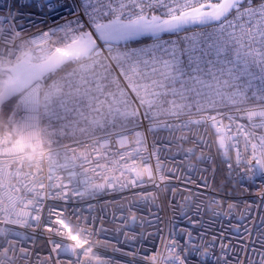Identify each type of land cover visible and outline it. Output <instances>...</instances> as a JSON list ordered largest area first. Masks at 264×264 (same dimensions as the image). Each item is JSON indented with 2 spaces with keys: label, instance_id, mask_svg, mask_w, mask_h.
Listing matches in <instances>:
<instances>
[{
  "label": "snow or ice",
  "instance_id": "snow-or-ice-1",
  "mask_svg": "<svg viewBox=\"0 0 264 264\" xmlns=\"http://www.w3.org/2000/svg\"><path fill=\"white\" fill-rule=\"evenodd\" d=\"M33 9L52 23L26 35ZM257 129H264V0L0 2V264H113L106 218L92 201L110 190L151 187L132 195L153 204L175 193L167 183L175 169L165 172L161 152L173 144L190 143L189 160L219 157L241 187L259 181L264 202ZM159 132L168 139L149 146ZM185 207L192 205L181 204L182 216ZM119 223L125 242L135 240L129 230L138 217ZM37 230L50 245L43 255L33 248ZM179 235L183 243L170 231L162 251L144 259L264 264V218L244 226L251 240L239 250L243 260L229 259L233 249L223 243L216 256L215 244L197 243L187 228ZM124 254L125 264H139L138 252Z\"/></svg>",
  "mask_w": 264,
  "mask_h": 264
},
{
  "label": "built area",
  "instance_id": "built-area-1",
  "mask_svg": "<svg viewBox=\"0 0 264 264\" xmlns=\"http://www.w3.org/2000/svg\"><path fill=\"white\" fill-rule=\"evenodd\" d=\"M7 4L11 0H0ZM30 3L31 0H24ZM71 0H69V3ZM31 16H26L23 20L26 28V35H35L39 31H46L47 27L52 23L49 17L39 12V9L29 10ZM147 121H145V124ZM257 132H264V129H257ZM203 134V133H202ZM206 139L212 140L213 145L210 149L211 155L215 157V137L211 134V130L205 136ZM168 139L166 132H159L155 138L149 135L148 144L151 146L155 142L159 145L161 141ZM192 147L190 143H184L183 147L173 144L170 149L161 148L162 159L166 160L165 172L168 169H175L174 175L176 179H170L167 183L170 187H175L176 192L169 190L160 194V199L155 203H145L141 201L139 196H133V192L152 191L151 187L144 189H132L131 191H109L101 194L97 200L92 201L95 205L94 214L102 215L104 227L108 229L106 239L110 241L107 249V255L113 258V264H125L131 257L124 253L132 250L139 253V264H150V261L144 259L145 256H152L156 252L162 251L163 244L167 242L170 231L177 233L176 238L182 243L186 239L179 235V229L187 228L193 232L197 243L215 244L210 251L216 256L220 254L221 243L226 244L233 249V256L239 255L240 259H244V253L240 252L242 245L250 242L251 237L244 235V226L249 228L253 224H260V220L264 218V202L258 195V185H246L241 187L233 183L229 179L228 169L226 165L221 163L219 157L211 162H198L194 158L189 160L185 157L184 149ZM199 154V151L197 152ZM155 163V160L152 161ZM191 165V167H189ZM172 175V173H168ZM243 175V170L240 171ZM234 175V174H233ZM190 198L185 201V198ZM215 199L220 202V207L213 205L209 210L210 202ZM171 201V203H170ZM190 203L192 207H185L184 212L192 217V222L188 220V216L181 215V204ZM200 204L199 215H196L195 205ZM232 203L235 207L230 214L213 215L214 212L228 213L227 205ZM249 205L251 207L249 208ZM129 209L132 211L130 212ZM135 214L138 217V223L129 230V235H135V240L125 242L122 232L117 231L120 228V217ZM245 219H241V216ZM115 217V222H113ZM140 221H143L141 227ZM239 229V231H237ZM204 232L203 240L199 239L200 233ZM213 236L217 239L214 241ZM47 233L40 234L37 230L36 243L33 245L34 251L43 255L50 249V245L46 243ZM120 249L121 251H115ZM206 264H217L214 257H210ZM233 264H236L233 260Z\"/></svg>",
  "mask_w": 264,
  "mask_h": 264
}]
</instances>
